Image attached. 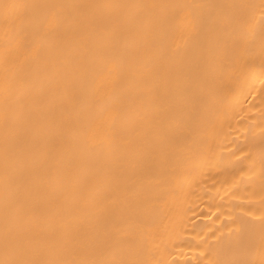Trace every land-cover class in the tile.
I'll return each mask as SVG.
<instances>
[{"label":"bare ground","instance_id":"obj_1","mask_svg":"<svg viewBox=\"0 0 264 264\" xmlns=\"http://www.w3.org/2000/svg\"><path fill=\"white\" fill-rule=\"evenodd\" d=\"M0 264H264V0H0Z\"/></svg>","mask_w":264,"mask_h":264}]
</instances>
